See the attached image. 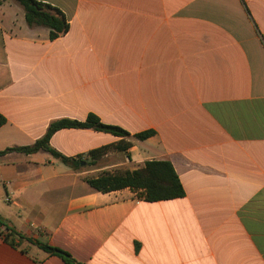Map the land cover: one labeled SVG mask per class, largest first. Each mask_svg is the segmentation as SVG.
Here are the masks:
<instances>
[{"label": "crops", "instance_id": "crops-1", "mask_svg": "<svg viewBox=\"0 0 264 264\" xmlns=\"http://www.w3.org/2000/svg\"><path fill=\"white\" fill-rule=\"evenodd\" d=\"M36 1L68 30L51 40L0 0V153L89 114L129 136L56 131L50 147L78 170L44 151L0 155V219L13 231L0 226V264H67L39 245L78 264H264V0ZM163 160L182 198L84 181Z\"/></svg>", "mask_w": 264, "mask_h": 264}, {"label": "trees", "instance_id": "trees-1", "mask_svg": "<svg viewBox=\"0 0 264 264\" xmlns=\"http://www.w3.org/2000/svg\"><path fill=\"white\" fill-rule=\"evenodd\" d=\"M20 5L24 11L25 22L28 27H45L49 29V37L51 40L63 35L68 30V24L64 14L57 8L36 0H14ZM5 120L0 116V126ZM61 129H93L98 132H104L116 137H128L129 133L118 126L103 124L99 118L93 114H89L84 121H76L69 119H60L52 122L45 134L32 145L20 148H9L0 155L9 151L21 152L24 154H34L38 151H44L62 164L78 170L80 160L67 158L56 152L50 147L49 141L52 135ZM154 134L153 131H144L134 134L136 140L143 141ZM129 146L116 145L115 150L123 151ZM110 146L103 147L89 152L90 160L86 165H93L95 160L103 155ZM84 181L95 192L102 194L129 189L136 194V197L145 202L153 203L158 201H166L182 198L184 190L180 181L174 172L169 161H148L140 169L134 171L114 170L99 173L96 177L85 178ZM0 226L6 230H10L7 223L0 219ZM13 232V231H11ZM45 252L60 257L67 264H78L72 260L68 253L47 245H39Z\"/></svg>", "mask_w": 264, "mask_h": 264}, {"label": "built area", "instance_id": "built-area-1", "mask_svg": "<svg viewBox=\"0 0 264 264\" xmlns=\"http://www.w3.org/2000/svg\"><path fill=\"white\" fill-rule=\"evenodd\" d=\"M6 201H8V199H6Z\"/></svg>", "mask_w": 264, "mask_h": 264}, {"label": "water", "instance_id": "water-1", "mask_svg": "<svg viewBox=\"0 0 264 264\" xmlns=\"http://www.w3.org/2000/svg\"><path fill=\"white\" fill-rule=\"evenodd\" d=\"M81 164H84V163H81Z\"/></svg>", "mask_w": 264, "mask_h": 264}]
</instances>
